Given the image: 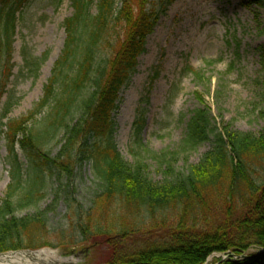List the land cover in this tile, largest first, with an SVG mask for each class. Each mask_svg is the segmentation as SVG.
<instances>
[{"label": "trees", "instance_id": "1", "mask_svg": "<svg viewBox=\"0 0 264 264\" xmlns=\"http://www.w3.org/2000/svg\"><path fill=\"white\" fill-rule=\"evenodd\" d=\"M25 1L0 0V97L10 74L15 16ZM69 1L73 13L63 21V48L41 100L26 117L1 124L11 182L0 200V254L54 247L47 240L46 213L17 214L40 201L46 177L70 180L75 169L90 164L98 190L86 209L69 208L74 219H67L82 242L107 241V264H205L214 253L245 256L215 259L217 264H264V252L246 256L251 247L264 250V129L253 135L230 124L220 128L209 108L193 110L177 150L158 156L166 174L161 182L150 179L145 163L124 161L114 145L119 93L176 0ZM253 1L264 8V0ZM257 52L264 77V46ZM43 61L25 59V65L36 72ZM59 133L64 137L53 155L49 145ZM205 143L211 148L199 163L175 171V155ZM67 235L61 233L59 241ZM135 235L154 239L131 247Z\"/></svg>", "mask_w": 264, "mask_h": 264}, {"label": "rangeland", "instance_id": "2", "mask_svg": "<svg viewBox=\"0 0 264 264\" xmlns=\"http://www.w3.org/2000/svg\"><path fill=\"white\" fill-rule=\"evenodd\" d=\"M70 4L69 0H27L16 13L10 74L0 97V117L9 106L6 117L0 120V200L11 182L1 124L26 117L41 100L43 87L63 48L62 24L73 13ZM260 46H264V8L253 0L172 3L148 36L135 72L119 93L118 108L113 114V142L123 160L129 164L145 163L150 179L161 182L166 174L158 156L177 150L191 112L199 107L209 108L220 128L230 124L240 132L260 133L264 129V77L257 52ZM43 57L36 72L25 65V59ZM46 113L47 109L37 115L31 126L36 127ZM63 137L59 133L49 145L53 155L58 153ZM210 148L205 143L192 152L178 153L171 161L175 171L196 165ZM16 153L26 174L25 156L19 147ZM97 190L90 164L75 169L70 180L57 182L46 177L40 201L17 215L46 213L47 240L54 247L9 254L26 257L28 264H107L111 254L107 241L93 237L88 243L82 242L71 231L72 224L67 219H74L69 208L71 212L86 209ZM61 233L68 234L62 242ZM153 239L135 235L131 247ZM261 253L251 247L246 256ZM227 256L232 257L212 254L206 264H215L217 258L225 261Z\"/></svg>", "mask_w": 264, "mask_h": 264}, {"label": "bare ground", "instance_id": "3", "mask_svg": "<svg viewBox=\"0 0 264 264\" xmlns=\"http://www.w3.org/2000/svg\"><path fill=\"white\" fill-rule=\"evenodd\" d=\"M37 257V256H35ZM26 257L21 258L18 254H5L0 256V264H28Z\"/></svg>", "mask_w": 264, "mask_h": 264}, {"label": "water", "instance_id": "4", "mask_svg": "<svg viewBox=\"0 0 264 264\" xmlns=\"http://www.w3.org/2000/svg\"><path fill=\"white\" fill-rule=\"evenodd\" d=\"M264 252V250H262V253Z\"/></svg>", "mask_w": 264, "mask_h": 264}]
</instances>
